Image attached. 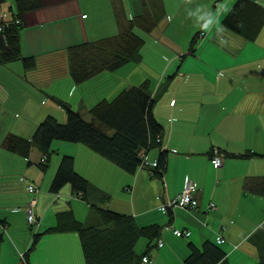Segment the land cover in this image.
Listing matches in <instances>:
<instances>
[{
    "label": "crops",
    "instance_id": "1",
    "mask_svg": "<svg viewBox=\"0 0 264 264\" xmlns=\"http://www.w3.org/2000/svg\"><path fill=\"white\" fill-rule=\"evenodd\" d=\"M182 1L185 0H162L165 16L169 18L171 13L177 23H182ZM207 1L210 4L204 3L209 10L204 16L206 32L195 45L197 54L190 53L200 61L199 68L188 67L192 59L182 65L183 70L179 68L185 55L177 54L180 48L170 50L167 62L158 66L161 47L147 49L142 44L146 64L139 80L131 78L133 65L125 73L100 71L79 84L68 73L66 47L115 33L118 24L113 1L41 0L40 7L25 12L19 29L21 52L23 56L33 55L35 65L25 70L21 60L0 64V223L4 224L0 231V264H84L78 235L73 231L44 234L28 259L23 254L32 234L52 225L59 211L69 208L78 221L86 216L88 204L72 193L68 183L56 192L49 190L62 154L73 156L74 170L109 194L106 207L130 215L137 225L156 227V235L153 233L149 240L139 236L137 241L142 239V246H134L139 251L149 243L146 264H182L188 241H216L218 233L224 238L218 244L228 264H257L259 252L250 238L264 219V196L242 190L240 183L246 175H264V157L238 158L225 153L247 148L264 152V24L255 40L248 41L219 20L230 0ZM215 1V7L220 5L216 14L211 4ZM254 1L264 6V0ZM119 2L126 18L141 11L138 0ZM12 8L13 0H0V17L11 18ZM176 27L175 23L164 24L161 18L153 29L165 38L167 50L170 32ZM136 29L139 28L133 30ZM205 39L207 44L203 46ZM218 54L229 56L228 63L221 62ZM172 57L180 62L169 64ZM173 71V78L153 107L162 125L160 144L147 151V157L154 158L160 150H167L161 178L151 176L148 168L141 166L133 173L124 172L78 142L52 140L45 170L37 164L41 157L37 149L32 148L23 157L1 145L7 133L29 137L46 114L65 120L64 109L50 95L65 100L87 117L86 108L92 103L100 98L110 99L123 87L144 78L149 79L154 94ZM212 146L223 152L219 167L210 158ZM20 175L37 185L33 194L25 191ZM187 179L197 185V205L175 206L162 212L159 203L178 193ZM31 195L36 199V226L25 219L24 207ZM210 202L213 208L208 207ZM19 220H24L30 231L22 239L19 235L23 233L13 228ZM173 227L189 229L188 240L178 238Z\"/></svg>",
    "mask_w": 264,
    "mask_h": 264
},
{
    "label": "trees",
    "instance_id": "2",
    "mask_svg": "<svg viewBox=\"0 0 264 264\" xmlns=\"http://www.w3.org/2000/svg\"><path fill=\"white\" fill-rule=\"evenodd\" d=\"M112 1L118 24L116 34L75 42L66 47L68 73L76 84L103 70H118L122 73L128 71L139 60V48L143 44V38L133 29L150 32L165 14L162 0H138L141 11L126 18L119 0ZM215 4L216 1L213 6ZM40 6L41 0H13L11 18L6 20L0 17V64L21 60L25 70L34 67L35 57L30 54L23 56L21 52L19 29L23 25L25 12ZM220 22L244 39L253 41L264 24V6L254 0H234ZM201 35L200 30L193 33L188 43V52L194 51ZM175 72L165 76L154 94H151L149 79L144 78L136 84L123 87L110 99H98L86 108L87 117L80 110L71 108L65 100L50 95L64 109L65 120L59 121L55 116L46 114L29 137L7 133L1 145L23 157H27L32 148L37 149L41 153L37 164L41 170H45L48 156L52 152V140L78 142L124 172L133 173L136 167L141 166L148 168L151 176L161 178L166 166L167 150H160L154 158L147 157V151L160 144L162 125L155 117L153 107ZM214 148L223 154L221 149L212 146L210 158ZM140 152L145 153L147 161L156 160V164L150 166L141 163ZM225 155L238 158L264 157V152L247 148L240 152L227 151ZM19 179L26 192L33 194L36 191L33 181L22 175ZM24 179L35 185L34 191L26 189ZM65 183L70 185L72 193L88 204L84 220H75L69 208L59 211L52 225L32 234L31 241L23 252L24 258L28 259L42 235L73 231L78 235L84 264H140L141 257L147 254L150 245L147 243L138 251L134 248L135 243L139 236L151 239V235L157 232L156 227L137 225L130 215L106 207L104 204L109 200V194L76 172L73 156L68 154L60 156L49 190L56 192ZM263 183L264 175H246L241 179L240 187L247 192L264 196V187H261ZM0 229L4 230V224L0 223ZM250 240L259 252L260 260L257 264H264V219L257 225ZM218 242L221 241H188V253L183 258V264H228L225 252Z\"/></svg>",
    "mask_w": 264,
    "mask_h": 264
},
{
    "label": "rangeland",
    "instance_id": "3",
    "mask_svg": "<svg viewBox=\"0 0 264 264\" xmlns=\"http://www.w3.org/2000/svg\"><path fill=\"white\" fill-rule=\"evenodd\" d=\"M232 1H234V0L228 1L230 3L227 5V7L224 9V11H222V14L221 15L219 14L220 15L219 20L221 19L223 13L225 11H227V9H228V7ZM221 2H223V0H221ZM204 3H206L207 6H209V4H210L209 1H207V0H185V1H182L180 4V10H181L180 12L183 13L182 16L185 18V20L182 23H177V21L175 20V17L171 13L169 14L170 15L169 18H167V16H165L166 13L164 14V16L162 17L164 24H167V25H170L172 23L177 24L176 29L174 31L170 32L171 36H170V39L168 41V45H169L168 50H167L165 38L159 32H157V30H153L154 28L150 32H143L139 29H136L135 33L138 36L140 35L141 38H143V40H144L143 44H144V46L147 47V49H149V48L154 49L157 47H161V50L159 51V53L157 55L159 62L161 63V64H158V66H163V63L165 64L167 62L166 57H167V53H171L170 50H178V48H180L178 50L177 54H180V53L185 54L184 58H181V60H180L181 61V65L179 66L180 69H182V65H186V63L189 59H192V61H193L192 64L190 66H188V67L192 68V70H195V69L200 67V65H201L200 61L193 59L190 52H188V43H189L190 38L193 35V33L197 30H200L201 34H202L201 36H199V41H197V42L200 43L202 41V38L204 37V33L206 32V25H207L206 24V18L204 16L207 15V13L209 12V10L207 9V6L204 7ZM211 4H212V11L214 12V14H216L218 12V8L220 7V5L215 7V6H213V2H211ZM166 27L169 28V30H170V27H168V26H166ZM113 34H116V32ZM206 44H207V40L205 39L203 46ZM141 51H142V55H141ZM194 51H195V54H197V46H196ZM139 54H140L139 60L133 64V65H135V70H134V75L131 76L132 80H139L141 78L142 67L146 64L145 58H144V48L143 47L141 48V46L139 48ZM160 55H162V57H160ZM203 58H204V61L208 62L206 60V57H204V55H203ZM217 58L223 63H228L229 56H227L225 54L224 55L218 54ZM180 61L177 57H172L168 63L169 64H172L175 62L179 63ZM155 66L156 65L153 64V67H155ZM258 81L261 82L260 79ZM241 83L243 84L244 81H241ZM211 160H212V158H211ZM220 162H222V159L220 160ZM213 164L215 167H219L222 163H220L219 165H216L213 161ZM183 186H184V184H183ZM261 187H264V183L261 184ZM36 190H37V185H36ZM208 207L213 208V205L211 206V204H208ZM185 208H188V207H185ZM25 219H26V216H25ZM33 225L36 226V224H33ZM13 228H15V230L17 232L23 233V234L19 235L20 239H22L23 235L30 234L29 228L24 223V220H19L16 223H14ZM0 231H2V230H0ZM178 238L188 240L187 237L185 238V237L179 236ZM142 241H143L142 239H139L135 244V248L139 249L142 246ZM19 261L21 262L20 259H19ZM178 264H181V263H178Z\"/></svg>",
    "mask_w": 264,
    "mask_h": 264
},
{
    "label": "built area",
    "instance_id": "4",
    "mask_svg": "<svg viewBox=\"0 0 264 264\" xmlns=\"http://www.w3.org/2000/svg\"><path fill=\"white\" fill-rule=\"evenodd\" d=\"M140 156H141V163L143 164H149L150 166H153L156 164V160H146L145 159V153L144 152H140ZM212 158V162L214 161V163L216 165H219L220 160H223L222 154H220L217 149H213V154L211 156ZM21 179H23V177H20ZM25 181V187L28 191H34L35 190V185L24 179ZM195 190V183L191 180H186L184 183V186L182 187V190L177 193L174 197L172 198H166L164 200H162L159 205L158 208L162 211V212H167V210L171 207H195V205L197 204L196 198L193 195V191ZM35 197L33 195L30 196V198L28 199V202L26 203L24 210H25V216H26V221L30 224H36L37 223V218L35 215V211H34V204H35ZM209 204H211V206L213 205L212 202H210ZM172 232L177 235V236H188L190 231L188 229H181V228H177V227H173L172 228ZM216 240L217 241H223L224 238L221 236V233H218L216 235ZM158 244H161V241H158ZM143 262H147L148 258L147 256H142L141 259Z\"/></svg>",
    "mask_w": 264,
    "mask_h": 264
}]
</instances>
